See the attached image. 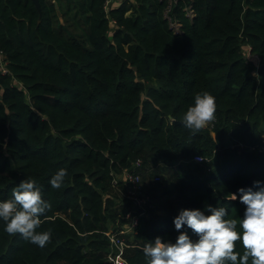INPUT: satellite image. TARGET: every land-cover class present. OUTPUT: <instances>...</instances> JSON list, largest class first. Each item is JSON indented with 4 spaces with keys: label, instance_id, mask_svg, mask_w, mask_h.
I'll use <instances>...</instances> for the list:
<instances>
[{
    "label": "trees",
    "instance_id": "obj_1",
    "mask_svg": "<svg viewBox=\"0 0 264 264\" xmlns=\"http://www.w3.org/2000/svg\"><path fill=\"white\" fill-rule=\"evenodd\" d=\"M38 1L0 0V201L34 179L51 205L37 231L51 241L40 248L0 220V264H107L103 231L122 211L110 172L136 159L160 175L146 188L172 197L150 200L128 264H147L157 237L174 243L183 209L243 218L231 194L264 187V0H120L107 13L105 0ZM205 91L216 118L193 135L181 120Z\"/></svg>",
    "mask_w": 264,
    "mask_h": 264
},
{
    "label": "clouds",
    "instance_id": "obj_2",
    "mask_svg": "<svg viewBox=\"0 0 264 264\" xmlns=\"http://www.w3.org/2000/svg\"><path fill=\"white\" fill-rule=\"evenodd\" d=\"M215 97L207 91L197 93L194 104L184 113L181 123L195 135L216 118ZM67 175L59 169L50 179L54 189H60ZM239 189V197L231 194V200L239 198L245 205L243 218H228L225 207L208 206L207 212L183 209L174 218L179 232L176 241L163 242L157 237L143 247L147 264H264V187ZM51 205L43 196L34 179L28 178L12 190V198L0 201V220L5 232L11 236L19 234L24 240L44 248L51 241V232L37 231L42 217ZM187 225L197 239L193 240L182 231ZM242 252L237 251V243Z\"/></svg>",
    "mask_w": 264,
    "mask_h": 264
},
{
    "label": "built area",
    "instance_id": "obj_3",
    "mask_svg": "<svg viewBox=\"0 0 264 264\" xmlns=\"http://www.w3.org/2000/svg\"><path fill=\"white\" fill-rule=\"evenodd\" d=\"M169 3L171 2L168 0ZM112 2H120V0H105L103 10L107 13L109 5ZM170 5V4H169ZM188 14H191L189 8H185ZM174 29L178 30L177 24ZM8 62L5 54L0 51V74H8ZM20 84V83H19ZM214 120L210 123L212 127ZM193 161L201 162L202 156L194 155ZM145 170L142 168V161L136 159L128 168L121 169L118 172H110V186L118 188L122 186V192L119 195L120 201L118 206H121L122 211L117 214L113 223L103 231L107 241L108 249L105 254L107 264H128L124 257V250L127 247L133 246L134 237L138 232V224L140 218L148 215V206L150 205V197L145 187ZM160 180L159 173H154L149 176L150 182ZM123 206V207H122Z\"/></svg>",
    "mask_w": 264,
    "mask_h": 264
},
{
    "label": "rangeland",
    "instance_id": "obj_4",
    "mask_svg": "<svg viewBox=\"0 0 264 264\" xmlns=\"http://www.w3.org/2000/svg\"><path fill=\"white\" fill-rule=\"evenodd\" d=\"M170 1H172V0H170ZM172 26H174V25H172ZM242 49L243 50L245 49L247 51L248 47H246V46L244 47V45H243ZM206 127H210V123ZM149 184H150L149 176H146L144 185L146 187V185L149 186ZM148 188H146V190H147V192L149 194L152 207H154L159 202L160 199L167 200L170 197H172V195H171V187H169V188L165 187V190H163V187H161L159 189H156V187H154V185H152V189H148ZM111 192L112 193H116L119 196L121 194V192H122V186L121 187L119 186L117 189L116 188H112ZM149 204H150V202H149Z\"/></svg>",
    "mask_w": 264,
    "mask_h": 264
},
{
    "label": "water",
    "instance_id": "obj_5",
    "mask_svg": "<svg viewBox=\"0 0 264 264\" xmlns=\"http://www.w3.org/2000/svg\"><path fill=\"white\" fill-rule=\"evenodd\" d=\"M35 8L39 11L40 10V5H39V1L38 0H32Z\"/></svg>",
    "mask_w": 264,
    "mask_h": 264
}]
</instances>
